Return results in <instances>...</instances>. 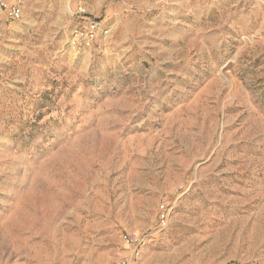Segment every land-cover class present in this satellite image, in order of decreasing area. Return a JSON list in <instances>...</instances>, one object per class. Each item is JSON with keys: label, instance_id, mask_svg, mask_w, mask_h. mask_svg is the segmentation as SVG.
<instances>
[{"label": "rangeland", "instance_id": "1", "mask_svg": "<svg viewBox=\"0 0 264 264\" xmlns=\"http://www.w3.org/2000/svg\"><path fill=\"white\" fill-rule=\"evenodd\" d=\"M24 11L0 42V264H118L125 234L132 264H264V0ZM86 20L111 30L91 49Z\"/></svg>", "mask_w": 264, "mask_h": 264}, {"label": "built area", "instance_id": "2", "mask_svg": "<svg viewBox=\"0 0 264 264\" xmlns=\"http://www.w3.org/2000/svg\"><path fill=\"white\" fill-rule=\"evenodd\" d=\"M29 0H0V42L14 23L21 22L24 18L26 2ZM78 14L84 15L86 10L79 7ZM88 20V19H87ZM86 20V21H87ZM110 29L95 20L87 21L86 24L74 30V42L84 48H93L99 35L104 37L110 34ZM124 242L132 250L130 259L120 260L118 264H132L133 258H138L144 245V239L134 234H125Z\"/></svg>", "mask_w": 264, "mask_h": 264}, {"label": "crops", "instance_id": "3", "mask_svg": "<svg viewBox=\"0 0 264 264\" xmlns=\"http://www.w3.org/2000/svg\"><path fill=\"white\" fill-rule=\"evenodd\" d=\"M77 6H78V4H76L75 7L71 8V11H72V12H75V11H76L75 9L77 8ZM24 14H25V11H24Z\"/></svg>", "mask_w": 264, "mask_h": 264}]
</instances>
